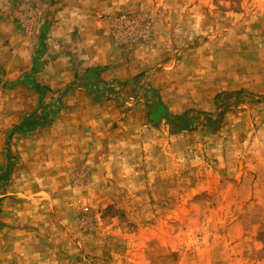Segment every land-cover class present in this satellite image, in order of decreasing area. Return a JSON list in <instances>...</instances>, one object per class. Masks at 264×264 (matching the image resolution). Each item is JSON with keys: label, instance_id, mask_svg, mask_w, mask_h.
Here are the masks:
<instances>
[{"label": "rangeland", "instance_id": "374dc122", "mask_svg": "<svg viewBox=\"0 0 264 264\" xmlns=\"http://www.w3.org/2000/svg\"><path fill=\"white\" fill-rule=\"evenodd\" d=\"M12 19L22 39L37 42L36 69L49 32L62 50L77 32L97 35L99 23L98 36L135 62L152 67L172 55L171 68L190 57L187 78L201 77L204 58L218 67L224 55L264 71V0H0V22ZM138 69L111 80L122 88L100 100L122 102L129 88L132 114L157 129L164 120L163 134L116 132L95 169L72 174L77 220L62 230V264H264V84L239 83L214 93L208 110L192 102L170 115Z\"/></svg>", "mask_w": 264, "mask_h": 264}, {"label": "crops", "instance_id": "0c3cea01", "mask_svg": "<svg viewBox=\"0 0 264 264\" xmlns=\"http://www.w3.org/2000/svg\"><path fill=\"white\" fill-rule=\"evenodd\" d=\"M91 30L100 43L93 33L88 40L77 32L67 44L70 48L62 50V42L49 32L44 54L37 59L44 65L36 69L37 42L22 39L13 19L0 22V264H62L66 250L62 230L77 220L72 174L84 167L95 169L97 158L107 157L114 148L109 140L116 132L136 129L140 139L163 134L164 120L157 129L132 114L137 109L129 101V88L122 89V102L100 100L101 95L108 98L112 90L122 88L111 80L129 81L139 65L141 72L147 71L146 83L140 85L148 87L150 81L151 87L160 89L170 115L181 114L192 102L208 110L214 93L239 83L264 84V71L258 77L252 63L244 71L241 57H219L218 67L204 58L201 77L187 78L190 57L174 58L168 68L170 55L151 67L100 38L99 31L104 34L105 27L99 23ZM163 39L169 50V40ZM198 66L196 62L195 70ZM87 69L99 73L89 71L85 74L89 79L81 78ZM97 81L110 82L101 89L95 87ZM168 88L173 92L168 93ZM44 114L48 119L42 118Z\"/></svg>", "mask_w": 264, "mask_h": 264}, {"label": "trees", "instance_id": "16d2710c", "mask_svg": "<svg viewBox=\"0 0 264 264\" xmlns=\"http://www.w3.org/2000/svg\"><path fill=\"white\" fill-rule=\"evenodd\" d=\"M171 119H173V120H178V119H181V117H180V116H176V117H173V118H171ZM171 119H169L168 121L170 122ZM170 123H171V122H170ZM175 130H176V129H175ZM182 130H183L182 127H181V126H178L176 132H180V131H182Z\"/></svg>", "mask_w": 264, "mask_h": 264}]
</instances>
